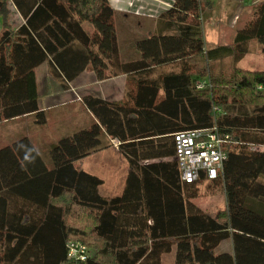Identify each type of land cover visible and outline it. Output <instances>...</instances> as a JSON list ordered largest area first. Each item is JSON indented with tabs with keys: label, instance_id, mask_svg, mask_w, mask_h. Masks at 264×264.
<instances>
[{
	"label": "trees",
	"instance_id": "trees-1",
	"mask_svg": "<svg viewBox=\"0 0 264 264\" xmlns=\"http://www.w3.org/2000/svg\"><path fill=\"white\" fill-rule=\"evenodd\" d=\"M214 3L171 0L146 18L109 0H0V123L46 125L42 63L63 90L85 69L130 82L121 100L80 96L93 121L49 144L47 162L28 135L0 145V264H71L68 240L88 246L80 264H162L172 251L174 264H264V70L237 65L254 42L264 51V0L229 43L207 46L202 13ZM213 127L228 135L218 177L182 181L174 133ZM108 139L127 161L117 196L79 165ZM203 182L222 190L223 208L194 203Z\"/></svg>",
	"mask_w": 264,
	"mask_h": 264
},
{
	"label": "rangeland",
	"instance_id": "rangeland-1",
	"mask_svg": "<svg viewBox=\"0 0 264 264\" xmlns=\"http://www.w3.org/2000/svg\"><path fill=\"white\" fill-rule=\"evenodd\" d=\"M110 1L114 6L117 1L119 2V0ZM260 1L262 0H215L214 6L211 9H204L202 13L203 17L201 25L205 44L207 46H215L217 44L229 43L235 31L242 27L249 19L253 6ZM122 2L127 8L126 10H134L136 11V14L138 13L146 18H157L159 14L168 8L166 5H170L171 0H123ZM1 19L2 16L0 15V22ZM8 19L10 24L11 21L13 22L12 24H14L17 20L11 7ZM229 64L230 60L225 59L216 64V69H224ZM237 65L250 70H264V51H262L261 44L254 42L251 51L247 53ZM154 70V76H157L166 69L164 67H156ZM38 77L40 80V95L42 97V103L44 105L56 104V106L51 108L47 113V126L38 127L33 122L32 125L34 127L30 125L32 126V130L36 129V135L33 136L35 141L34 145L39 150L43 159L47 162L48 143L57 140L60 135H62L60 134V129L62 128L60 124L62 123L63 118H67L66 109H62L63 107L58 108V105L65 100V96L56 95L55 98L48 99L46 95L47 92H45V79L47 78L45 68L39 69ZM89 81H91V79ZM126 84L128 83L126 82ZM49 88L52 93L60 91L59 93L62 94L61 87L55 81H53L52 85H49ZM103 90V87L98 86L97 93L99 94V92L101 93ZM116 97L118 98L119 94L118 96L116 95ZM25 124L27 123L22 122L17 125L16 123H11L9 125L1 126L0 145L17 137L11 136L6 138L9 130H11L10 132H13V129L19 125L25 126ZM22 135L32 137V131H24ZM114 146H116V144H114ZM114 146L110 148H101L102 150L93 152L90 157H87L82 162V166H80L82 169L97 175L103 180L102 185L99 187V192L104 196H117L121 194V188L123 187L125 180L127 162ZM193 201L198 207L209 213H213L225 206V197L222 190L219 187H212L206 182L199 185L198 195ZM162 264H174L173 251L162 256Z\"/></svg>",
	"mask_w": 264,
	"mask_h": 264
},
{
	"label": "crops",
	"instance_id": "crops-1",
	"mask_svg": "<svg viewBox=\"0 0 264 264\" xmlns=\"http://www.w3.org/2000/svg\"><path fill=\"white\" fill-rule=\"evenodd\" d=\"M122 1L123 0H119V2L117 1L116 5L114 6V5H112L111 1L109 0L111 6L115 10L122 11V12L136 13V11H134V10H126L127 8H126V6L123 5ZM11 8H12V12L16 15V19H17L16 23H14V24H12L13 22L11 21L12 27L15 28L23 22V19L13 6H11ZM150 17H152V16H150ZM1 28H2V19L0 22V31H1ZM41 68H45V71H46V63L40 64L35 69L37 90H38V104H39L40 108H42L43 110H45L48 113V111H50L51 108H54L56 106V104L44 105L42 103V97L40 95V80L38 77V71ZM90 79H91V81H89ZM53 81L54 80L47 74V78L45 79V85H46L45 92H47V94H46L47 98L53 99L56 97V95H64L65 96V100L58 105V108L63 107L62 109H66V115H67L66 116L67 118H63L62 123L60 124V126H62V128L60 129V134H62V135H60V137L63 135L69 134V133L73 132L74 130H77L81 127H84L85 125H87L93 121V117H92L91 113L88 112L81 105V103L79 101L80 96H82L85 93H93V94H96V95H98L104 99L117 101V100L123 99L124 93L126 91V85H128V84L130 85V82L128 81V77L126 75H119V76H115V77H111V78H107V79H103V80H97L94 73L91 71V69H85L75 79H73L70 83L69 89L63 90L61 88L62 94L59 93L60 91L52 93V91L49 88V85H52ZM88 81H89V83H88ZM126 82L128 84H126ZM98 86L104 88L103 92H101V93L99 92V94L97 93L98 92L97 91ZM119 87H120V89H119ZM106 89H107V91H106ZM75 92H77V93H75ZM118 94H119V97L117 98L116 95L118 96ZM22 122L27 123V124H25V126L19 125L15 129H13V132H10L11 130L8 129L9 133L7 134L6 138L7 137L9 138L11 136L22 135V133H24V131H27V132L32 131V137H30V138L33 140V142H35L33 136L36 135V129L32 130L33 118L31 115H24L22 117H17V118L2 122V123H0V127L4 126V125H9L11 123H16V125H17V124L22 123ZM30 125H32V126H30ZM29 126H30V128H29ZM45 126H47V123H46V125H44L42 127H45ZM10 140H12V139H10ZM108 141L109 142H108L107 148L113 147L114 144H116V146H114V147L120 152L121 156L124 159H126L125 156L118 149L117 143L114 140H110V139H108ZM52 142H54V141H52ZM52 142L50 141L48 144H50ZM99 150H102V149H96L93 152H98ZM92 153H90L88 156L81 159L79 162V165L82 166V162L87 157H90ZM126 173H127V170H126ZM123 186H124V184H123ZM122 189H123V187L121 188V190ZM220 247H222V246H220ZM223 248L225 250H230L229 242H226L224 244Z\"/></svg>",
	"mask_w": 264,
	"mask_h": 264
},
{
	"label": "built area",
	"instance_id": "built-area-1",
	"mask_svg": "<svg viewBox=\"0 0 264 264\" xmlns=\"http://www.w3.org/2000/svg\"><path fill=\"white\" fill-rule=\"evenodd\" d=\"M170 6L171 3L167 7ZM173 137L174 160L182 181L194 183L201 174L208 180L218 177L223 167L224 142L228 140V135L219 133L213 127L177 131ZM66 253L71 264H80L87 260L89 248L79 240H68Z\"/></svg>",
	"mask_w": 264,
	"mask_h": 264
}]
</instances>
